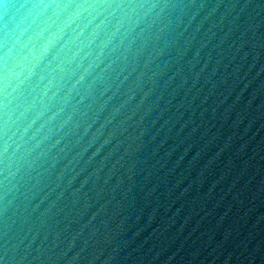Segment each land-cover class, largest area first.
<instances>
[{
  "label": "water",
  "instance_id": "1",
  "mask_svg": "<svg viewBox=\"0 0 264 264\" xmlns=\"http://www.w3.org/2000/svg\"><path fill=\"white\" fill-rule=\"evenodd\" d=\"M0 264H264V0H0Z\"/></svg>",
  "mask_w": 264,
  "mask_h": 264
}]
</instances>
